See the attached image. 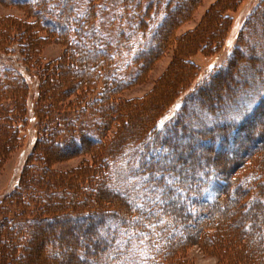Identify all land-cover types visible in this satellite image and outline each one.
<instances>
[{"label": "trees", "instance_id": "trees-1", "mask_svg": "<svg viewBox=\"0 0 264 264\" xmlns=\"http://www.w3.org/2000/svg\"><path fill=\"white\" fill-rule=\"evenodd\" d=\"M3 2L23 11L22 15L0 17V45L5 48L0 46V51L9 55L16 49L22 64L36 69L40 113L36 116L44 119L39 123L42 129L34 154L43 162L45 177L32 182L28 171L39 168L27 163L23 178L2 203L0 264H10L13 255H24L28 249L18 247L22 240H16V235L26 230L24 223H33V227L38 221L67 214L75 218L73 224L86 222L79 232L80 239L86 238L91 225L97 233L92 248L86 249L90 244L83 243L82 263L90 256L93 264H99L94 261L102 256L108 257L107 264H161L196 236L204 247L230 251V264H264V217L248 216L249 209L264 206V125L246 124L261 114L264 105V55L259 56L251 45L248 53L241 49L244 31L256 15L264 17V0L249 14L226 64L186 94L174 116L164 123L160 115L140 117L164 106L168 94L193 74L194 64L189 58L195 52L215 51L223 43L231 18L223 11L238 0H220L208 10L198 29L178 39L172 30L192 10V4L185 8L179 6V0ZM171 39L178 43L173 54L177 63L146 102L133 107L116 98L119 90L145 76ZM45 41L65 46L63 55L44 61L40 44ZM244 59L257 79L241 78L224 83L225 88L219 84V89L215 88L220 77L236 76ZM53 75L57 76L54 81ZM98 84L102 88L94 103L90 95ZM27 93V83L20 74L0 64V155L19 140L17 126L27 119ZM190 99L206 111L204 116L195 117L199 127L192 134L186 125L191 119ZM225 99L233 104L227 105ZM236 100L241 101L240 106L234 104ZM237 108L238 114L232 112ZM74 109L82 114L89 111L99 121L88 128H77L67 118ZM127 117L131 122L123 121ZM110 127L114 132L106 138L104 133ZM242 127L245 133L234 140L232 134L237 135ZM229 136L238 151L221 154V162H232L224 171L216 167H221L216 157L225 150L224 139ZM196 140L199 143L193 144ZM246 141H250V150L245 149ZM181 146L204 148L214 154L205 153L202 161L192 151L175 156L173 149ZM56 148L88 149L93 154L92 163L62 175L48 166L50 157L46 155ZM169 150L174 155L172 160ZM208 164L209 169L205 167ZM184 168L190 172L188 177L184 176ZM174 190L182 192L181 199L178 195L168 198ZM48 214L51 216L42 217ZM209 227L215 232L209 234ZM27 230L28 244L33 238L46 239V235L41 238ZM63 233L59 231L57 238L48 236L54 242L50 246L56 245L53 250L59 247L62 236L65 239ZM79 233L66 235L71 238ZM104 242L106 248L102 247ZM7 243L11 245L7 247Z\"/></svg>", "mask_w": 264, "mask_h": 264}, {"label": "rangeland", "instance_id": "rangeland-1", "mask_svg": "<svg viewBox=\"0 0 264 264\" xmlns=\"http://www.w3.org/2000/svg\"><path fill=\"white\" fill-rule=\"evenodd\" d=\"M219 1L220 0H179L180 3L179 6L183 4L185 8L187 7L189 8L190 4H192L190 7L192 8V10L187 15V17H184L182 21L173 28L172 34L174 38L178 39V37L185 36L191 31L198 29L202 20L208 13V10L213 8L212 7L213 5H217ZM260 3L261 0H238L237 4H234L233 7L229 6V8L224 10L223 13L228 14L231 18L229 19L228 22L229 28L225 34L223 43H221V45L218 46V48L215 51H208V53H203L200 51L195 52L193 56L189 58V60L194 64L193 74L187 77L183 82L179 83L176 87V90L172 94H168V96L166 97V104L164 106H162L158 110H155V112L143 113L142 114L143 117L141 116L140 119H147V117L149 118V116L150 118H154V117L157 118L160 115L159 116L160 119L159 118L158 119L160 120L161 123H164L168 121L171 117H173L174 113L177 111L178 106H180L181 102L184 100L186 94H188L192 90H195L199 85L205 83V81H207L208 78H210L213 72H215L216 70H218L219 68L223 67L226 64L230 52L233 50L234 46L236 45L238 37L243 32L242 31L244 29L243 26L245 25L249 14H251V12ZM22 14H23L22 9L14 6V4L5 3L3 2V0L0 1V17L12 16V15L17 16ZM244 32L245 33L242 38L243 43L241 44L242 51L248 53V46L250 47L251 45L253 48H255V51L257 54H259V56H263L264 55V17L256 15L249 29L247 28ZM8 44L11 47H15L14 45H12L11 42H8L7 45ZM175 44H178L177 40L171 39L169 45L165 47L164 51H162L159 54V56H157L152 61L150 67L145 72L146 73L145 76L135 84L129 85L126 88L119 90V92L116 94V98H118L124 104L129 103V105L133 107H136V105L138 104L145 103L148 97L156 91L161 81L164 80V77L167 74V72L175 66L174 64L177 63V61H174L173 58ZM1 48H4L3 45L1 46ZM64 50H65V46L55 41H45L40 44V55L42 59L47 62L59 59L63 55ZM12 52L13 54L11 53L8 55L6 52L0 51V64H4L15 69L27 83V88H28V93L26 98L27 119L22 125L20 124L19 126H17L19 127L18 128L19 140L16 139L14 144L10 148L6 149L3 155H0V208H2L3 205L2 203L5 201L7 195L10 194L16 188L18 183L21 181V178H23V172L25 168H27L26 167L27 163L29 164L31 163L32 166L34 165L37 168H39V169L31 168L28 171L29 177H31L32 182L34 179L38 180L43 176L45 177L44 168L42 165L43 162L37 160L36 155L34 154V151L36 153L38 152V148L34 150V146H35V141L40 134L39 128L40 130L42 129L41 127H39L42 122L41 120L44 119V117H41V115L38 118L40 121L37 119L38 116L37 111L39 109L38 108L39 103L37 102L39 83H38L37 75L35 73L36 69H34V67L32 68L23 65L21 59L17 56L18 54L16 49H12ZM152 55H154V53H152ZM247 61H248L247 59H244V61H242L239 68L237 69L238 74L236 76L234 75L232 79L230 76H222L218 79V83L216 85L219 84L221 87L224 85V83L225 85H227L228 83L230 84L235 82V80L239 81L241 78L257 79L256 75L252 72V69L248 67L249 62ZM262 61L263 60L261 59V62ZM248 68L250 71H248ZM56 77H57L56 75H53V79L51 80L54 81ZM219 85L216 86L215 88L219 89ZM181 86H185V87L183 88ZM101 88L102 85L98 84V89L95 90L90 95V98H92V102L94 101L95 103L96 101L95 98L99 97ZM241 90L242 89L239 88L238 92H240ZM218 94H222V92L218 91ZM72 98L73 96L71 97V99ZM228 100L229 99H225L227 105L229 104L231 105V103L233 104V101L231 99L229 101ZM240 102L241 101L236 100L234 104L240 106ZM196 103L197 102L195 99L193 100L190 99L188 101V105L191 109V111L189 112L191 119L188 120L186 123L187 128L189 129L188 130L189 134H192L193 133L192 130L199 127V125L195 123L194 120L195 117L197 118L204 116L206 113V111L202 107L197 108ZM232 112L234 113L237 112L238 114V112L240 111L239 108H237V110L234 111L232 110ZM260 113L261 114L255 116L256 119L252 118L251 120L247 121L246 124L256 125L260 122L264 125V116H262V114H264V105L262 106V109H260ZM67 118L70 119L72 122H74L77 128L79 127L88 128V126L90 127L92 125L93 121H99L98 116L90 115L89 111L86 112L85 114H82L80 113L79 109L71 110ZM123 121L131 122V119L127 117L124 118ZM243 127L240 128L241 130H238L237 135L232 134L233 137L235 136L234 140H237L238 138L240 140V136L245 133ZM119 128L120 130H123V128L121 127ZM113 132H114V128L110 127L109 129H106L104 134L106 138H108L112 136ZM230 136L229 138H227L228 137L227 136L224 139V141L227 143L224 145L223 148L225 150L223 152H219L217 154L219 156L216 155L217 162L221 165V167L217 165L216 167L218 169L223 168L224 171H226V169L232 164V162L230 163L228 160L224 161V159L221 162L222 155L226 153L230 155L229 153L230 151H235V152L238 151V149L234 148V145L229 142L231 138ZM180 139L185 140V138L182 137H180ZM197 143H199V140L193 141V144H197ZM245 143H246L245 149L250 150L251 147L250 141H246ZM173 150L175 156L180 155L182 152L184 153L187 151L188 152L192 151L198 155L196 159H198L199 161H202L201 156L204 155L205 153L206 154L208 153L209 155L214 154V152L211 150H208V152H206L204 148L199 150H193V148L190 146L188 147L181 146ZM164 151H168V150L162 149L161 152ZM46 156L50 157V159L48 160V166L50 167V170H55L60 172L62 175H66V174H70L71 170H74L75 168L76 169L79 168L84 163L86 164L92 163L91 157L93 156V154L88 149L72 151V149L70 150L68 148L67 149L56 148L55 150H51L50 154H47ZM172 158H174V155L173 152L171 151L170 160H172ZM205 167L207 169L210 168L209 164ZM202 168H204L203 165ZM194 169H196V167H194ZM189 173L190 172L188 171V169L184 168V176L188 177ZM181 194H182L181 191L174 190L172 194L167 196L168 198L179 196L178 198L181 199L182 196ZM251 214L264 217V206H260L257 209H253V208L249 209L248 216ZM1 215L2 213H0V217ZM44 216L50 217L51 215L49 214L42 215V217ZM68 216L69 214H67V216L64 218L63 217L56 218L54 216L53 220H49V221L44 220L42 222L38 221V223L33 227H31L33 223H29V222L24 223L25 229L26 230L30 229L32 231L31 234L40 236L41 238H43L46 235L44 237L46 239H41L40 241H38V239L33 238L31 242H29L28 244L27 238L29 236L28 235L29 232L27 234L26 230L23 231V233H20L21 232L20 231L16 235L17 236L16 240L21 239L22 241L18 242L17 246L19 247L21 245L22 248H28V249L26 250L24 255L23 253L22 254L16 253L17 254L16 256L13 255L12 259L8 260L10 261V264H90V263L93 264V261H91L93 259L89 256V253H88L89 260H87L86 263H82L80 258L85 254L83 249L84 247L83 243L90 244L87 246L89 248L86 249L92 248L94 244L91 242L96 239L97 233L95 232V230L92 231L93 226L91 225L89 228V232H87L88 235H85L86 238L83 236V238L80 239L79 236L81 233L79 232L85 228L86 222L73 224L75 222V218ZM192 223L195 224V221H190V224ZM12 227H14L13 223H12ZM59 231L60 234L61 232L63 233V231L65 232L63 233V235L65 234V239H63L62 236V239H60L59 241L60 242L59 247L57 248V250H53L52 247L53 246L56 247V245L53 244V246H50V244L54 242L52 241L51 238H48V236L52 234L55 238H57ZM72 232L73 233L77 232L79 234L71 238L68 235H66V233L71 234ZM207 232L209 234L214 233L215 228L209 227L207 228ZM195 237L192 238L191 243L188 244L185 248L176 251L174 254H171V256L166 258L165 261L163 260L161 264H230L231 263L230 251H224L222 249L218 250L217 248L212 250L211 247H204L203 245H201L200 242H198V238ZM105 242L102 244L103 248H106ZM10 245L11 244L7 243L6 246L9 247ZM99 246H101V242ZM132 247L134 250L133 245ZM132 252L133 251H131V253ZM107 259L108 257L107 258L103 257L102 259L101 256V258L96 259L94 262H98L99 264L102 263L107 264L106 261ZM129 264H133V263L131 262Z\"/></svg>", "mask_w": 264, "mask_h": 264}]
</instances>
